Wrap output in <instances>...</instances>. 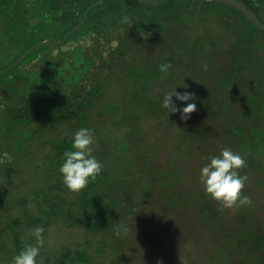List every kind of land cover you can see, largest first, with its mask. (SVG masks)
I'll return each mask as SVG.
<instances>
[{
  "label": "trees",
  "instance_id": "1",
  "mask_svg": "<svg viewBox=\"0 0 264 264\" xmlns=\"http://www.w3.org/2000/svg\"><path fill=\"white\" fill-rule=\"evenodd\" d=\"M146 1L0 0V264L38 225L85 232L54 264H264V0H239L257 23L215 0ZM173 89L195 94L172 97L196 104L187 120L162 107ZM82 127L103 169L73 193L59 170ZM223 148L245 159L252 206L205 193L200 170Z\"/></svg>",
  "mask_w": 264,
  "mask_h": 264
},
{
  "label": "clouds",
  "instance_id": "2",
  "mask_svg": "<svg viewBox=\"0 0 264 264\" xmlns=\"http://www.w3.org/2000/svg\"><path fill=\"white\" fill-rule=\"evenodd\" d=\"M122 22L127 23L128 17H123ZM170 68L171 65L167 63L159 65V71L164 76L169 73ZM203 70H208L207 64L203 66ZM164 76L161 78L163 79ZM173 96L179 101L186 102L194 100L195 94L188 92L181 94L173 89L163 98L162 107L167 111V114L179 112L181 120L189 119L190 114L197 110L196 104L188 103L186 107L178 108L172 100ZM94 142L95 136L92 131L82 127L73 136V150H66L63 153V163L59 171L62 174L64 185L70 192L79 193L87 187L90 180L94 182L102 172L103 165L91 155L93 151L91 146ZM246 167L247 163L240 154L223 148L218 156L210 157V162L201 168L200 183L203 185L205 193L220 204L221 211L254 204L251 198L242 195L248 177L241 175L239 170ZM44 231L42 225L36 226L31 233L35 243H26L23 250L13 257L11 264H37V257L45 244ZM115 231L116 235L120 236L127 235L129 229L124 224H118Z\"/></svg>",
  "mask_w": 264,
  "mask_h": 264
},
{
  "label": "rangeland",
  "instance_id": "3",
  "mask_svg": "<svg viewBox=\"0 0 264 264\" xmlns=\"http://www.w3.org/2000/svg\"><path fill=\"white\" fill-rule=\"evenodd\" d=\"M174 1L178 2V1H182V0H174ZM137 9H138V7L123 6V8L119 12L127 11V12H130L133 14V13H135V11ZM117 16H120V15L116 14L115 17H117ZM123 17H125V16H123ZM123 17L120 18L121 20L119 22H117L119 25L115 24L113 26L114 32H113L112 37H111L113 39V40H111L112 41L111 42L112 48L117 46L120 42L121 34H122L121 28H124V27L127 28V26L132 23V18H131V21L129 20L130 18H128V22L123 23L122 22ZM196 24H197L196 25L197 27L194 26L195 29L201 27L198 23H196ZM116 26H118L120 28L115 29L114 27H116ZM165 29H171V30L176 29L177 31H181V27L176 25V23L171 24L169 27H166ZM161 33H166V32L163 31ZM161 33L156 32L153 34V32H149L148 33L149 35L146 34L147 38L145 37L146 38L145 40L150 41L155 37L154 35H158V34L161 35ZM148 38H150V39H148ZM138 48H139L138 49L139 52L137 51L138 54H136V56L142 54V52H143L142 50H143L144 46H140ZM104 53H105V51H104ZM132 54L135 55V53H132ZM106 55L107 54H104V58L106 57ZM126 63H127V58H124V59L120 60L119 63H117L116 65H118V69L121 70L122 67H124V65H126ZM86 85H90V84L87 83ZM80 87H78V89L76 88V93H77V91H78V93L83 91L82 87H84V86H80ZM124 133H125V130H122L120 135L121 134L123 135ZM32 230L33 229L27 231V234L24 237V240H28V242H29L28 244L35 243V239L31 234ZM43 236L45 239V244H44L43 248L41 249L40 255L37 257V264H54L52 260L47 259L46 254H48L51 258H53L55 255L59 254L60 249L63 246H70V248H74L76 243H80L83 240V238L85 236V232L83 231L82 228H79V227H67L65 225H53L47 230V232L43 233ZM4 237L7 240H9V238H11L10 232L5 231ZM88 251L95 253V249H88ZM7 255L8 254L6 253L5 259L3 260L4 263H8L10 261V259L8 257H6ZM77 264H91V263L81 262V263H77Z\"/></svg>",
  "mask_w": 264,
  "mask_h": 264
},
{
  "label": "water",
  "instance_id": "4",
  "mask_svg": "<svg viewBox=\"0 0 264 264\" xmlns=\"http://www.w3.org/2000/svg\"><path fill=\"white\" fill-rule=\"evenodd\" d=\"M140 1L141 2H145V3H148V1H146V0H140ZM157 1H160V0H157ZM215 1L223 2L225 4L230 5L231 7L237 9L243 16L247 17V19H249L250 21H254V22L257 23V20L253 17L252 13L239 0H215ZM43 43H45V42H42V43L37 44L34 47H32L28 53H26L25 55H23L19 59H17L12 65H10L9 68L17 66L20 62H22L24 60V58L28 54H30L34 50L38 49L40 47V45H42ZM7 69L8 68L1 69L0 70V75H2L3 73H5L7 71Z\"/></svg>",
  "mask_w": 264,
  "mask_h": 264
}]
</instances>
